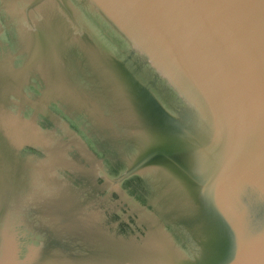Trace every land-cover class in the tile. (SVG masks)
Here are the masks:
<instances>
[{
    "label": "water",
    "instance_id": "water-1",
    "mask_svg": "<svg viewBox=\"0 0 264 264\" xmlns=\"http://www.w3.org/2000/svg\"><path fill=\"white\" fill-rule=\"evenodd\" d=\"M0 264H264V0H0Z\"/></svg>",
    "mask_w": 264,
    "mask_h": 264
}]
</instances>
